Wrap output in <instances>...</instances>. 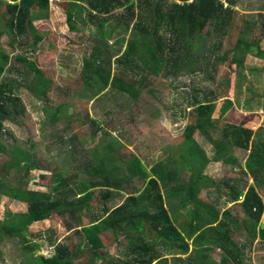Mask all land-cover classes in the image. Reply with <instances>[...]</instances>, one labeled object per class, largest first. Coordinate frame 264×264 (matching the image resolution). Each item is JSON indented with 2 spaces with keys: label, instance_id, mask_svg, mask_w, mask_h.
<instances>
[{
  "label": "trees",
  "instance_id": "16d2710c",
  "mask_svg": "<svg viewBox=\"0 0 264 264\" xmlns=\"http://www.w3.org/2000/svg\"><path fill=\"white\" fill-rule=\"evenodd\" d=\"M4 1L6 14L2 17L4 27H0V36L7 33L11 36V46L31 48L33 53L43 39L34 22L50 15V0ZM60 1L70 3V18L72 11L80 16L76 13L78 9L87 8V21L84 23L94 27L95 45L83 64V81L91 86L92 96L111 86L129 94L133 113H143L148 109L150 115H160V108L154 101H161L162 96L152 88L151 77L154 74L173 78L184 71L191 76L201 73L215 83L221 62L229 61L241 67L248 54L264 57V12L256 26L260 35L254 34L255 27L239 30L235 45L224 49L227 34L237 29L234 22L239 0ZM117 32L128 35L123 52L115 57L103 46L106 47ZM14 63L13 67H8L13 64L11 56L0 48V138L8 131L6 123L23 125L27 116L26 107L16 93L19 86L11 81H1L7 67L29 82L27 89L34 96L45 103L50 99L48 92L52 80L42 73L36 62L28 55L20 54ZM28 70L34 72L31 80L25 75ZM226 84L229 85V79ZM218 88L210 91L192 89L187 105L192 107L193 122L186 124L183 140L177 142L180 143L178 148L168 158L155 163L150 171L139 158L128 159L115 154L120 142L112 133L118 131L123 137L126 132L122 125L111 131L95 118L79 120L80 125L89 123L94 127L90 140L80 139L74 133L59 132L54 141L59 144L52 148L54 152H46L45 155L29 153L21 145H13L7 150L0 142V151L11 157L0 167V172H3L0 193L4 191L3 194L27 204L25 212L13 215L6 212L7 216L0 222V242H3L5 234L19 239L26 250V261L21 264H95L98 259H106L110 264H153L166 255H173L179 264H185L184 255L188 259L186 264H246L247 249H252L256 241L264 244V224H261L264 201L257 189L260 181L264 184V140L254 136L253 128L231 122H225L220 128L222 142L250 149L246 165L254 183L249 185L245 194L238 188L235 189L238 192H229L233 201L244 196L237 204L244 216L231 208L221 214L197 197L201 187L215 186L217 182L204 173L210 158L193 136L196 131L216 133L215 113L219 114L216 119L229 121L226 113L235 104L225 94V91L228 93L226 88L223 92ZM221 98L218 109L217 103ZM62 107H56L51 114V122L59 120L58 113ZM134 118L132 115L130 119ZM99 132L101 137H98ZM222 154L223 150L219 149L216 158ZM229 159L224 157L225 162ZM12 167L18 172L14 173ZM33 169L42 170V178L51 175L47 191L24 187L34 177L30 175ZM185 169L191 172L187 183L181 177ZM11 178L15 181L7 180ZM181 180L183 189L180 190L177 185ZM184 191L188 204L196 202L192 213L195 221L176 224L166 207L165 195L175 196ZM114 192H124L127 196L120 205L109 210ZM97 194L104 207L99 206ZM184 205L187 206L186 202ZM55 214L64 219L68 230L77 234L80 240L70 247L67 242L70 237L63 241L49 238L48 243L54 252L51 255L37 254L44 243L32 241L27 237V230L32 223ZM242 227L246 229L245 236L241 234ZM209 229H214L212 238L207 234ZM236 234L243 238H237ZM120 235L125 239V253L130 256L124 259L104 255L101 250L120 242ZM86 243L90 245L91 259L83 263L74 262L79 257L78 249L81 250ZM215 248L222 252L219 261L211 256Z\"/></svg>",
  "mask_w": 264,
  "mask_h": 264
},
{
  "label": "rangeland",
  "instance_id": "374dc122",
  "mask_svg": "<svg viewBox=\"0 0 264 264\" xmlns=\"http://www.w3.org/2000/svg\"><path fill=\"white\" fill-rule=\"evenodd\" d=\"M69 5L70 3L68 2L50 0V15L47 18L34 22L36 28L43 35V39L36 45V50L33 53L32 51L30 52L31 48L21 49L19 46H11V36L7 33L0 36V48L10 54L13 63L8 65V67H13L17 55H28L31 57V60L36 62L42 73L52 80V86L48 92L49 103H45L44 100L34 96V93L27 89L29 82H26L21 76H17L15 70L11 72L7 67L1 81H11L19 86V90L16 93L21 97L27 111V116H25L26 121L23 125L6 123L8 131L4 137L0 138V142L7 150L13 145H21L29 153H38L40 156L42 154L45 155L46 152H54L52 148L56 144H59V142H54L59 132L68 135L74 133L80 139L90 140L94 127L89 123L80 125L79 120L95 118L104 126L110 128L111 131H114L115 127L120 125L124 127L125 136L114 135L121 143L117 146L116 153L122 156L124 154L127 155L129 148L126 144L129 142H123L125 140H132L133 143L129 145L133 148L134 153L137 152L141 155L148 154L151 164L158 163L176 149L180 144L177 142L182 137L187 122H193L194 120L191 114L192 107H188L187 105V98L191 95L192 89L200 91L206 89L210 91L218 86V90L222 92L226 88L228 93L225 91V94L236 102L240 101L244 103L248 99L251 100V104L256 106V114L252 116L254 119L249 123L254 128L261 129V134L264 137V100H262L264 98V57L258 58L248 54L244 66L241 67L231 64L229 61L221 62L216 80L214 81L215 83L208 80L201 73L191 76L184 71L173 78H166L162 74H154L151 77L152 88L157 89L162 96L160 97L161 101L158 99L154 101L160 108V115L154 117L149 114L148 109H145L143 113H133L131 111L129 94L121 93L109 86L100 94L92 96L91 86L86 85L83 81V64L85 58L91 54L95 45L93 39L95 30L93 26L84 23V21H87V8L78 9L76 13L80 16H76L75 11H72L74 16L72 14V18H70ZM236 9L238 13L235 16L234 24H237V29L227 34L224 49H230L235 45L239 36V30L245 31L250 30L251 27H255L254 34H261L260 29L256 26L259 25V19L260 22L262 19L260 14L264 12V0H239ZM3 14H6L5 1L0 0V27L2 28L4 27ZM127 35L123 32L114 33L106 47L103 46V49H106L108 52L110 51L117 57V54L122 53L125 48V38L127 39ZM262 47L264 49V38L262 40ZM33 73V71L29 72L28 70V73H25V75L31 80ZM228 79L229 85L226 84ZM221 81L222 84H220ZM144 96L155 98L149 95ZM153 98L151 99L153 100ZM222 100L223 98L218 100V109L221 106ZM58 105H63V107L58 113L59 120L54 123L50 121V117ZM119 108H121L120 111H118ZM238 109L239 111H243V108ZM113 113L116 114L112 115ZM119 113L120 115H118ZM247 113L250 112L248 111ZM132 115L135 116L133 120L130 119ZM183 115L185 118L181 119ZM217 115L218 112L214 115L215 122L219 124L220 121L221 124L223 121L216 119L218 118ZM230 117L231 121L234 122L240 121L242 118L239 112H232L229 119ZM194 136L201 142L202 135L199 131H196ZM98 137H101V132L98 133ZM9 159L11 157L7 152L0 151V167H3V162ZM221 169L226 171L219 175L218 180L223 179L220 176L225 174L231 178H235L240 174V169L233 170L231 167L226 169L223 166H221ZM11 170L14 173L18 172L14 167ZM40 172L35 171L33 173L32 170L30 175L35 176ZM2 173L1 171L0 176ZM50 177L51 175L48 174L46 178H42L40 173L34 181H30V187L35 185L44 189L51 184ZM7 180L12 182L14 179ZM14 181L13 183H15ZM222 181L224 180L220 182ZM52 185L54 184L52 183ZM24 187H27V185H24ZM3 193L4 191L0 193V222L7 216L6 212H10L13 215L27 211L25 204H20L9 195ZM261 194L264 195L263 192ZM169 196H167V199H169ZM203 197L208 199L206 191L202 193ZM118 202L122 203L123 200ZM170 202L167 200L168 210L172 213L176 209L171 206ZM66 226L67 224H65L64 219L55 214L49 219L32 223L26 234L27 237L33 239L32 241L44 243L37 254L51 255L54 249L49 246V238L63 241L67 240V237H70V240L67 241L70 247L74 244L77 245V242L80 240L77 234L69 231ZM244 230H246L244 227L240 229L241 234L245 236ZM207 234L209 238H212L214 229L207 230ZM242 235L236 234L235 236L243 238ZM3 236V242H0V264H21L25 262L26 250L22 247L19 239L11 237L8 234ZM119 239L120 242L103 248L101 250L104 252L103 254L120 256L124 259L126 256H130L125 253L127 248L124 245L125 239L123 240V237ZM78 252L79 257L74 260L76 263L86 262L92 257L88 243L81 250L78 249ZM221 254L222 252L219 248L211 251V256L218 261L221 258ZM247 255L246 264H264V244L256 241L252 249H247ZM183 262L185 264L188 262L186 255L183 256ZM95 264H110V262L106 259H98ZM153 264L179 263L175 261L173 255H166Z\"/></svg>",
  "mask_w": 264,
  "mask_h": 264
},
{
  "label": "crops",
  "instance_id": "0c3cea01",
  "mask_svg": "<svg viewBox=\"0 0 264 264\" xmlns=\"http://www.w3.org/2000/svg\"><path fill=\"white\" fill-rule=\"evenodd\" d=\"M255 107L256 106H253L251 104L250 99L244 101V103H241L240 101L239 102L235 101L234 107H232L226 113V115L230 116V115H232V112H239V115L242 117L240 121H236V122L231 121V117H230L229 121L226 120V118H223V119L220 118V120L223 122L220 124V121H219L218 128L216 129V133H213V134L205 133V134H203L199 131V133H201V135H202L201 142L197 139L196 136H193L196 143L205 149L207 156L210 158V161H209L204 173L207 174L208 176H210L212 179H215L217 182V184L215 186H208V187L203 186V187H201L197 197H198V199L203 200L204 202L210 204L212 207H214L221 214L227 208H231L233 212H237L238 214H240V208L241 207L238 206L237 204L244 199V196H242L241 199H239L238 201H233V197L230 195L229 192L230 191L238 192L237 190H241L245 194L249 185L254 183V178L250 175V173L248 171V167L246 165V162H247V159H248V156L250 153V149L238 147V146H235L229 142H222L221 141L222 139H221L220 128L224 126L225 122H231V123H235V124L243 123V125L245 127L254 129V133H255L254 136L255 137H257L258 139L264 140V137L261 134V129H259V128L256 129V128H254V126H252L249 123L254 119V117H252V116L254 114H256ZM238 108H243V111H239ZM248 111L250 113H247ZM217 116H219V114ZM183 118H185V116H182L181 119H183ZM187 119H188V117H187ZM113 134L114 135L118 134V131H114ZM183 137L184 136L182 135V137L179 138V142H182ZM123 143H128V144H126V146L129 148V150H128L129 153L127 155L124 154V156H122L116 152H115V154H118V155L122 156L123 158H128V159L139 158L141 160L142 164L144 166H146L147 169L150 171L151 167L155 163L151 164V161L149 160L148 154H142L141 155L137 152L134 153L132 150L133 148L130 147V145H129V144L133 143L132 140H130V141L125 140V142H123ZM204 143H206V145H204ZM177 148H178V146H177ZM219 149L223 150V154H222V156H220L217 159L215 154ZM169 156H170V154L166 158H168ZM226 156H228V158L231 159V160L229 159L230 160L229 162L224 161V157H226ZM166 158H163V159H166ZM221 166H223V168H226V169L228 167H231V169H233V170L234 169H240V174L235 178L228 177V176H226V174L223 176H220V178H223L221 180H224V181L220 182L221 180H218L217 178L219 177V175L222 172L226 171V170H222ZM35 171H41L42 172V170H40V169H33V173H35ZM40 173L35 175L32 178V180L34 181V179L37 178L40 175ZM190 173L191 172L188 171L187 169L184 170V173L181 176L184 180V183L188 182ZM258 184H257L258 185L257 189L260 192V195L264 201V195L261 194V192H263V194H264V184L261 181ZM30 185L31 184H28V186H27L28 189L41 190V191H47L48 190V187L43 189L40 187H36L35 185L30 187ZM177 186H178L177 189H180V190L183 189L182 180L178 183ZM236 188H238V189L235 190ZM204 191H206V196L208 197V199H206L204 197H203L204 199L202 198V193ZM126 196L127 195L124 194V192H120V193L114 192L113 200L110 201V203H109V206L111 207L109 210H113L116 206L120 205L121 203L118 201L124 200L126 198ZM167 196H169V194L165 195L167 209H168L167 200L171 201L170 202L171 206L176 209L172 213L169 212L170 215L172 216L173 221L176 224L188 223L192 220L195 221L192 213H194V207H195L196 202L193 201L191 204L187 203L188 198H187L186 191H184L182 193H177L175 196L171 195V196H169V199H167ZM96 200L98 203L100 202V199L98 198V194H97ZM16 201L20 204H25L27 206V204L23 201H19V200H16ZM184 202H186V205L187 204L188 205L185 206ZM99 206L104 207L100 203H99ZM240 215L242 217L244 216L243 213H241ZM36 222H40V221H36ZM261 224H264V216H262ZM122 237L123 236H121V235L119 236V238H122ZM49 246L53 247L52 245H49Z\"/></svg>",
  "mask_w": 264,
  "mask_h": 264
}]
</instances>
